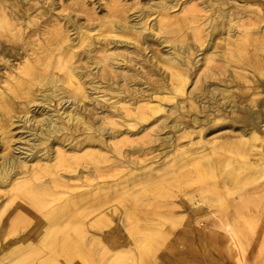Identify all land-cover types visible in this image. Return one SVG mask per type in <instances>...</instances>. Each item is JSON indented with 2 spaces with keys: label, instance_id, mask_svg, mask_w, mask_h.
I'll use <instances>...</instances> for the list:
<instances>
[{
  "label": "bare ground",
  "instance_id": "obj_1",
  "mask_svg": "<svg viewBox=\"0 0 264 264\" xmlns=\"http://www.w3.org/2000/svg\"><path fill=\"white\" fill-rule=\"evenodd\" d=\"M2 1L8 3L6 0ZM21 1L29 0H16L17 5L10 6L11 11L0 12V26L8 25V34L12 37L17 35L11 31L17 24H20L18 29L26 24L24 23L25 11L21 9ZM35 1L40 2L42 0ZM109 1L116 4L119 0ZM178 1H181V3L176 14L178 15L179 12L182 14L171 18L174 15L171 16L167 11L174 10L175 3ZM242 1L145 0L142 5L136 6L137 8L135 9H137L138 13L134 14L135 16L130 19L125 17L124 6L121 10V7H116L117 5L113 7L114 4L112 3L111 6L113 8L109 9V6H105L108 14L106 13L98 22L94 20L96 23L92 21V24L84 25L87 26L84 30H77L78 21L72 15L69 16V19L74 21L72 29L76 30V35L72 37L71 34L68 37L56 35L54 42L56 41L57 43H54L56 45L51 48L47 47L41 51L31 50L29 52L27 47L16 44L14 47L10 46L12 39H2L0 41V64H3L1 65L2 70L0 67V83H4L1 87L3 89L0 91V107L4 109L0 115V197L4 196V200L6 199L5 202L2 200L3 203L0 204V226L3 223V215L7 208L12 204H16L17 198L24 202H19L18 206H32L36 212L44 213L46 215L44 221L47 220L43 229L34 235L32 232L27 231L13 235L12 246L0 254V264H41L45 262L61 264V257H65L70 261L76 254V257L79 256L81 262L83 259L88 260L89 258L90 260L94 255H90L91 257L87 258L84 255L88 251L83 254L82 251L85 249H81V255L85 258L81 257L79 251L82 246L79 248L77 244L80 242L79 240L77 241L79 237L81 239L87 237V232L82 230L85 226L83 227L82 224L81 227L83 228L81 229L80 225H75V223L81 222V219L77 222L74 219L76 215H72L73 218L61 221L60 217L55 218V215H50L54 218L48 217L49 213H52L59 206L65 204L67 200L71 199L67 195L66 199H63L62 194H66L68 190V194L75 190L80 192L89 189L92 192L95 189L113 190L119 188L118 184L123 183L119 180L114 181L115 179L110 182V177L119 175L122 178L131 170L130 173L132 175H141L143 154L157 152L156 155H153L157 162V171L155 172L158 173V177L155 178L157 181L169 178L172 172L175 171L172 169L168 172L170 166L168 162L173 160L176 155L181 157V161L182 158H189L192 165L199 163L202 165L204 162H201L203 161L201 159L207 157L206 160L210 159L208 170L199 165V171L196 170V174L197 172L200 173L199 178H203L206 181L208 177L205 178V176H210L215 172L213 163L218 164L216 157L224 154L222 153L223 150H233L234 157L235 155L242 157L254 145L264 147V121H257L259 118L262 119L264 117V83H262V79H264V26H260V23L256 21L258 19L264 22V16L251 11L255 15V19L252 20L250 13L251 16H245L244 14L252 10V8L258 12L264 11V2L260 0L252 2ZM43 2L49 4V6L55 7L56 5L55 0H43ZM117 4L121 5L122 2ZM136 5H138V2ZM125 6L127 5L125 4ZM30 8L28 7L27 9ZM152 10H156L158 13L149 24L150 11ZM130 11L132 12L133 10ZM6 13L10 15L6 16ZM38 13L47 14L46 9L43 7L38 10ZM71 14L73 13L71 12ZM84 26L82 25V27ZM4 42L11 43L5 45ZM122 42L125 45H120ZM152 43L166 48L163 50L160 48L161 51L159 52L161 53L149 52L150 55L148 56L146 50H151L150 46ZM126 44H135L134 49H128ZM250 50L260 57L258 61H254L257 66L245 61L247 58H249L248 60L257 59V57L251 58L249 55ZM18 58L20 60L15 63V59ZM218 58L221 59L219 61L221 63L215 64ZM125 68L126 73H124ZM219 74H224V77H220ZM140 84L145 86L141 87L139 86ZM191 84L192 86L189 89ZM91 88L93 92L90 93L88 90H91ZM94 93L95 96H90V94ZM66 102H69V104L64 105ZM238 122L242 123L237 124ZM226 127L230 128V130L240 131L241 136L229 140H226V136L224 137L225 140L222 139V136L217 138L216 134L212 138L208 137L210 133L223 128L226 129ZM226 130L228 131V129ZM194 134L196 136L193 138ZM226 135L230 134L227 133ZM231 136L233 135L231 134ZM204 137L205 139L202 140ZM185 138H188L187 141L192 138L189 142L192 147L193 143H199L196 145V147L200 145L199 148L197 147L199 150H193L192 148L193 151L191 153L189 144L185 146L182 141ZM105 149L107 150L105 151ZM186 153L188 154L185 157ZM261 157L264 156H257V159ZM244 158H247V156H244ZM175 159L177 158L175 157ZM108 160H110L109 165L99 164ZM241 160L244 162L243 159ZM223 162H226V164L230 163L229 160H224ZM192 165L190 164V166ZM235 165L238 167L237 164ZM111 166H113L111 168L112 171L109 172L108 169L106 171L105 168ZM219 171L217 173L218 177L224 174H219ZM249 172L251 171L249 170ZM154 175H150L148 179L151 181ZM234 177L236 178V175ZM262 177H264V165L260 167L258 175L251 181L262 179ZM189 178L191 180V177ZM130 179L132 178L130 177ZM130 179L128 178L127 181ZM195 179L194 181L197 182L198 179ZM141 180L143 181L142 178ZM141 180L135 183L136 186L142 182ZM177 180L179 179L177 178ZM108 182L110 183L108 184ZM224 182L226 180L223 181V185H225ZM197 183L199 184V182ZM213 183H215V180ZM255 183L254 189H256ZM210 184L212 183L210 182ZM205 185L208 186V182ZM242 185L241 183L240 186ZM61 186H65L66 190L60 189L59 187ZM133 186H131V189ZM164 186L168 188L166 185ZM121 188H124V186H121ZM128 189L125 187L123 192H128ZM237 189H243V187L236 188L235 186L234 192L228 191V193L241 195ZM262 190L264 189L260 191ZM117 191H113V196L116 197L117 201H112V195L107 196V191L105 196L103 195L104 197L99 198L102 208L97 212H93L94 214L91 213L93 214L92 216L87 215L85 217L86 219L91 216L87 218L89 224L102 226L109 232L112 231L110 225L113 222L116 228L124 226L123 215H126V213L123 208V202L120 200V197H123V195L120 196L123 192L122 190ZM241 191L243 192V190ZM98 192L95 191L94 193ZM250 192L249 190V197L255 194L254 192L250 195ZM262 192H257L258 196L261 195L260 198L264 195ZM217 193H220V191ZM217 193H215V196ZM234 195L231 198H234ZM222 197L220 196L219 199L221 200ZM239 197L238 199L241 200L242 195ZM253 198L255 201L254 196ZM85 199L87 200V198ZM238 199L236 198L235 201ZM74 200L69 201V203L72 202L73 205ZM248 200L246 199L244 203L249 202ZM260 201L261 199L259 200L258 197L256 203H252L258 205ZM133 202L135 203V201ZM85 204L88 205V202ZM92 204L93 202L88 206L91 207L90 205ZM95 204L98 205V202ZM231 204L230 207L233 208L236 206L241 209L245 206L234 204L231 206ZM74 205L76 204L74 203ZM84 207L82 206V208ZM94 207L97 208L96 206ZM94 207L92 205L91 210L86 208V212L88 210L90 212L94 211ZM65 208L67 209L68 207ZM73 208L76 210L82 209L81 207L77 209L75 206ZM27 211L24 213H27ZM57 211L59 212L61 209L59 210L58 208ZM81 211L83 210H80V214ZM131 211L133 212L134 210ZM136 211L138 210L135 209V213ZM239 211L238 213H240ZM246 216H249V214ZM15 220L18 219L15 218ZM165 220L167 221V218ZM254 220L256 219L254 218ZM168 222L170 223V221ZM131 224V226H126L125 228L127 231L125 230L126 233L125 235L123 234L125 236L124 239L128 243H136L135 246L138 248L139 256L141 254L147 255H141L139 259L135 258L134 251L129 248L130 245L127 247L121 241L110 240L109 232L106 235L107 233L105 234L97 228L91 231L90 235L92 238H89L99 243L96 252L102 261L107 259L109 264L153 263V261H146L145 259L148 255L153 257L155 254L152 250H149L150 248L152 249L153 239L155 238L152 233L153 229L141 227L138 221H133ZM131 236H134L136 240H133L134 238L132 239ZM187 236L185 239L188 238ZM31 237L34 239L31 240ZM232 239H234V235ZM253 240L244 242V245L248 246L251 242L249 247L256 249L259 242ZM213 242H216V240ZM213 242L212 245H214ZM88 243L90 244V242ZM235 243L240 258L245 264L250 256L247 255L246 249L237 244V241ZM224 245L226 244L224 243ZM154 247L158 248L155 245ZM89 249L92 248L90 247ZM192 250L195 249L192 248ZM261 252V254H255V257H257L255 260L264 263V250ZM106 255L107 258L105 257ZM168 259L169 257L162 254L154 262L155 264L175 263L174 260L170 262ZM96 262L98 263L99 261L96 260L93 264ZM176 262L178 264L186 263L179 260ZM103 263L106 264L105 261Z\"/></svg>",
  "mask_w": 264,
  "mask_h": 264
},
{
  "label": "rangeland",
  "instance_id": "obj_2",
  "mask_svg": "<svg viewBox=\"0 0 264 264\" xmlns=\"http://www.w3.org/2000/svg\"><path fill=\"white\" fill-rule=\"evenodd\" d=\"M6 1L8 3L0 0V12H6V11L9 12V11H11L10 6L17 5L16 0H6ZM98 1L99 0H55V4H56V5L54 4L55 7L54 6H49V4L44 3L43 0L40 1V2H36L35 0L21 1V5H22L21 9L25 11V15H24L25 22L24 23H26V24H24L22 26V28H20V29H18L19 26H20V24H17L11 30V31L14 32V33L12 32L13 34H17L14 37H12V36H10L8 34V31H9V29L7 28V27H9L8 25L0 26V29L2 30L0 32V41L2 39H5V40H11L12 39V41H11L12 43L11 42H4L5 45L11 43L10 46H12V47H14L15 44L18 45V46L27 47V48H29V52H31V50L41 51L42 49H45L47 47H50L51 48L52 46H55L56 45V44H54V43H57L56 41L54 42V38L56 37V35L57 36H65V37H68V35H70V34H71V37L76 35V30L72 29V26L74 25V21L71 20V19H69V16H71V15L74 17V19L76 21H78V23H77V26H78L77 30H84V29L87 28V26L89 24H92V21H93V23H96V22H98L100 20V18L104 17V15H106V13L108 14V10L105 8V6H107V7L109 6L108 7L109 9L110 8H113L115 5H117L116 7H119V8L121 7V10L124 8L123 11H125V17H127L128 19H130V18H133L136 15V13H138L137 12V9H135V8H137L139 6V4L142 5V3L145 0H138V1L137 0H119L117 3L122 2L121 5L120 4H117V3L115 4V3H113V2H111L109 0H100L99 2ZM131 1L134 2V3H132ZM240 1H242V0H240ZM244 1L245 2L246 1L252 2L254 0H243L242 2H244ZM256 1H259V0H256ZM260 1L264 2V0H260ZM109 2L111 3L110 5H109ZM137 2H138V5H136ZM112 3L114 4L113 7L111 6ZM124 3L127 6H125ZM180 3H181V1L176 2L175 3L176 5L173 8L174 10L167 11L168 14H170L171 16L174 15L171 18H174L175 16H179V15L182 14L181 12H179L180 14L178 13V15L176 14L177 13L178 6L180 5ZM18 5H19V3H18ZM128 5H129V8H128ZM28 7H31V8L30 9H27ZM42 7L46 9L47 14L44 15V14L38 13V10L40 8H42ZM129 9L130 10H133V11L131 12ZM134 10H136V11H134ZM164 10L166 11V9H164ZM68 11H70V12L68 13ZM251 11L253 13H255V14L260 13V16H264V11L258 12L256 10H254V8H252V10L248 11L247 13H244L245 16H251L252 15V18H251L252 20L255 19V15L252 14ZM71 12L73 14H71ZM160 12H161V10H160ZM157 13H158V11H156V10L150 11V15L151 16L149 17L150 18L149 19V24L154 20V18L156 17ZM6 14H7L6 16H9L10 15L9 13H6ZM90 17H91V19H90ZM94 20L96 22H94ZM256 21H258L260 23L259 24L260 26H264V22H261L258 19ZM78 24H80V25H78ZM82 25L83 26L84 25H87V26L82 27ZM51 27H52V29H51ZM54 27L55 28L57 27V28L55 29ZM19 30H21V31H19ZM50 38H52V39H50ZM76 41H77V38H76ZM76 41H75V43H76ZM31 44H32V46H31ZM48 44H49V46H48ZM120 45H125V43L122 42ZM126 45L128 46V49H134V46H135V44H133V45L132 44H126ZM160 48L163 50L166 47L162 48L161 45H158L156 43H152L151 46H150V49L151 50L150 51H148V49L146 50L147 51V55L149 56L152 51L153 52H156V53H161V52H159V51H161ZM155 49H157V50H155ZM249 49H250V47H249ZM250 51L251 52H250L249 55L251 56V58L252 57H255V58L257 57V59L252 58L253 60H248L249 58H247L245 61L247 63L251 64V65L257 66L256 64H254V61H258L260 59V57L259 56H256L252 50H250ZM128 55H130V54H128ZM19 60H20L19 58L18 59H15L14 62L16 63ZM219 61H221V59L218 58V60H216L215 64L216 63L217 64L221 63ZM1 65H3V64H0V67H1ZM124 65H123V67H124ZM138 67H139V65H138ZM2 69L3 68L1 67V70ZM124 70H125V72H124ZM124 70H122V71L124 73H126V68ZM129 73H130V71H129ZM219 76L223 78L224 77V74H219ZM1 83H0V91H2L3 88H1V87L4 84L3 82H1ZM262 83H264V79H262ZM139 86L143 87L145 85L144 84L143 85L140 84ZM191 86H192V84L189 86V89H190ZM88 91L91 93V92H93V89L91 88V90H88ZM90 96H92V97L95 96V93L94 94H90ZM95 102H97V101H95ZM67 104H69V102H66L64 105H67ZM3 111H4V109L2 107H0V115H1V113ZM261 120L264 121V117H262V119L259 118L257 121L259 122ZM244 121H246V120H244ZM241 123L242 122H238L237 124H241ZM223 129H220V130H217L216 132L214 131V132L210 133L208 135V137L209 138H212L216 134L217 138H221V136H222V139L223 140H225V138H226V140H229L231 138H237V137H240L241 136V133L238 130H236V131H238V132H236L235 129H232L231 128L232 130H230V128H227V127H226V129H228V131L225 128H223ZM221 131H222V133H221ZM235 132H236V134H235ZM227 133L230 134V135H226ZM221 134H223V135H221ZM231 134L233 136H231ZM195 136L196 135L194 134L193 135V138ZM204 139H205V137L202 140H204ZM187 140H188V138H185L184 140H182L185 143V146H186V144L187 145L189 144V142H190V140H192V138L189 139V141H187ZM198 144L199 143H197V144L196 143H193L192 144L193 147L191 146V144L188 145L189 146V150L191 149L190 150L191 153H192L193 150H197V151L199 150L198 148L200 147V145H199V147L197 146L198 148L196 147V145H198ZM253 147H255V149H253ZM192 148H193V150H192ZM106 150L107 149H105V151ZM248 150L249 151H247L246 154L244 155L245 157L247 156V158H244V156L240 157V155H235V157H234V151L233 150H230V151L229 150H223L222 153H224V154H220L219 156H217L216 157L217 159L215 158L216 161L218 162V164L213 163V166L215 165V167H214V171L215 172H213L212 175H210V176L209 175H206L205 178L208 177L207 178L208 180H206V181H204L203 178H199L200 177L199 176L200 173L197 172V174H196V170L199 171L198 170V165L200 167L204 168L205 170H208V167L210 165V163H209V160L210 159H207L206 160L207 157L206 158L203 157L201 159L203 161L200 160L201 162H204V163H202L203 166L201 165V163H199L197 165L196 164H193L195 166L194 167L192 165L191 160H189V158H182V161H181V157H178L176 155L175 157L177 159H175V157H174L173 160H171V161L169 160V162H168V164L170 163V166H172V167L169 166L168 172H170L172 169L175 170V171L172 172V175L169 178H166V179L161 180V181H157V179H155V178L158 177V173H155L157 171L156 170L157 162L155 161L156 158L155 157L153 158V155H156L157 152H154L152 154H143L142 155V156H144L143 157V162H142L143 164H142V168L140 170L141 173H142L141 175H136V174L135 175H132L130 173L132 171L131 170V171H128V173H126V175L124 177H122V178H121V176L119 177V175H115L114 176L115 178L114 177H110L111 178L110 182H113L112 180L115 179L114 181H118L119 180V181H122L123 184L120 183V184H118L119 188H116V189H113V190L112 189H108V190H106L107 192L104 189H99V190H96L95 189V190H93L94 192L95 191L96 192L100 191V192H98V193L95 194L94 192H92L91 189L85 190V191L82 189L83 190L82 192H80L79 190H77V191L75 190V191H71V194H68V191H69L68 190L67 193L66 194H62V196H63V199L64 200L66 199V195L69 196L72 200L75 199L73 201V205H72V202L69 203V201H72L71 199H69V200L66 201L65 204L61 205L62 207L61 206L58 207L59 210L61 209V211L58 212L57 211L58 208H57L52 213L50 212L48 217H51V216L55 215L54 216L55 218H59L60 217L59 219L61 221H65V220H69V219L73 218L72 215H74V216L76 215L75 217H77V216L78 217L77 218L74 217V219L77 220V222L80 221V219H81V222L75 223V225L77 224L76 226L80 225L79 227H81V225L83 224V227L85 226V228L82 229L83 227H81V229L87 232V237L88 238L91 237V235H90L91 234V231L92 230L94 231L97 228H98V230L100 229V231H103V233H105V234L107 233L106 235H108V232L109 231H107V229L103 228L102 226H98L96 224H89V222L87 221V218L88 217L90 218L94 214L93 212H97L99 209L102 208L101 205H100L101 202L99 201V198L102 197L103 195L105 196V192H106L107 196L108 195L109 196L112 195V201L113 200H116L117 201L116 197L113 196V193H114L113 191L118 190L117 192H119V191L122 190V192H123L124 188L126 187V188H129L127 190L128 192H125L124 191L123 194L120 195V196L123 195L122 198L119 196L120 197V200L123 202V205H124L123 208H124L125 213H126V215L125 214L123 215L124 216V221L123 222H124V226L125 227L124 226H120V228H116V227H114V225H113L114 222H113L110 225L112 227V231H111L112 233L109 232V236H110V240L117 241V242H120L121 241V243H124V245L125 246L127 245V247L130 245L129 248L132 249V251H134L133 254H134V257L135 258L139 259L141 255H147V254H141L139 256L140 253L138 252V248L135 246L136 243L135 242H129L128 243V241L124 239V237H125L124 235H125V233L127 231L125 229L126 226L127 227L128 226H131L132 225L131 223L133 221H138L141 224V227L148 228V229H153V232L152 233L155 236V238L157 237V239H155L154 236L151 234V236L154 239H153L152 249L150 248L149 250H152V252L155 253L154 256L151 257L150 255H148L147 258H145L146 261H153L154 264H155L154 261H156L157 257H161L162 254L163 255H166V257H169L168 260L170 262H172L173 260L175 261V263L172 262L171 264H178L176 262L178 260L179 261H185L186 262V263L184 262L185 264H195V263L196 264H223V263L224 264H243V261L240 258V255H239V253H238V251L236 249V246H237L236 243H235L236 241H237V244H239L241 247H243V249H246L247 250L246 253H247L248 256H250L249 260H247V262H245V264H258V263L259 264H264V263H262L259 260H255L257 258L255 256L257 254H261L262 253L261 251L264 250V195H262V197L260 198L261 195L258 196V194H257V192L259 193V192L264 191V190L260 191L261 189H264V187H262V186H264V177H262V179L259 178V179H256L255 181H251L254 177H256L258 175V171H259L260 167H262V165H264V157L259 158L260 160L257 159V156H261V155L264 156V147H258L256 145H254L251 148H249ZM104 154H106V153H104ZM187 154L188 153L185 154V157L187 156ZM228 155L231 157V159H230V157ZM179 159H180V161H179ZM240 159H243L244 162H242V160L240 161ZM144 160H146V162H144ZM175 160H177L179 162H177ZM224 160H229L230 163L229 164L228 163L226 164V162H223ZM239 161H240L241 164L243 163L242 164L243 167L239 163ZM183 162H184V166H183ZM250 162H251V164H249ZM174 163H175L176 166L174 165ZM177 163H178L179 167H178ZM238 163H239V165H238ZM99 164H105V165L107 164V165H109L110 164V160H108V161H102ZM190 164L192 166H190ZM235 164H237L238 167H236ZM150 165L151 166L153 165V166L151 167ZM182 166H183V168L181 169ZM112 167L113 166L107 167L105 169H106V171L108 169V171L111 172L112 171L111 170ZM217 169H218V171L221 170V171H219L220 172L219 174L224 173V174H222L223 176L220 175V177H218V174H217L218 171H217ZM223 169L224 170L226 169V170L224 171ZM249 170L251 172H249ZM186 171H187V173H186ZM191 171H193V172H191ZM229 171H231V172H229ZM233 171H235V172H233ZM239 172H240V174L242 173L243 175L242 174L241 175L238 174ZM248 172H249L250 175L248 174ZM252 172H254L256 175L254 173H253L254 174L253 175ZM245 173H247V174H245ZM152 174H155V175L153 176V179H151V181H150L148 178H150V175H152ZM187 174H189V175H187ZM235 175H236V178L234 177ZM244 175H245V177H244ZM134 176H136L137 178L135 177V179H134ZM241 176H243V177H241ZM130 177L132 179H130ZM183 177H184V179H182ZM189 177H191V180H190ZM128 178L130 179L129 181H127ZM141 178L143 179V181L141 180ZM177 178L179 180H177ZM195 178L198 179L197 182H199V184L196 181H194ZM220 178H221V180H220ZM123 179H124V181H123ZM186 179H187V183H186ZM197 179H195V180H197ZM233 179H235V180H233ZM246 179H248V180H246ZM140 180L142 182L139 183V184H137V186H136L135 183H137ZM202 180H203V182H202ZM214 180H215V183H213ZM224 180H226V182H224V184L226 186L223 185V181ZM110 182H108V184ZM178 182L180 183V185H179ZM207 182H208V186L205 185V184H207ZM210 182L212 184H210ZM244 182H245V185H244ZM158 183H159L160 186L158 185ZM188 183H190V184H188ZM241 183L243 184L242 186H240ZM254 183L256 185L255 186L256 189H254V187H253L254 186ZM63 184H65V182H63ZM174 184H175V186H174ZM201 184H202V186H201ZM120 185L122 187L124 186V188H121ZM164 185H166L168 188H166ZM131 186H133L132 189H131ZM203 186H204V188H203ZM235 186H236V188L237 187H239V188L240 187H243V189H237L241 193L242 197H241V195H236L235 193H232L233 195L235 194L234 195V198L235 199L234 198H231L233 195L232 194H229L228 191H231V192L233 191L234 192V187ZM162 187H163V189H161ZM187 187H189V188H187ZM59 188L62 189V190H66V187L65 186L64 187L61 186ZM54 190H55V188H54ZM241 190H243V192ZM249 190L251 191L250 192V195L255 192V194L254 195H251V197H249ZM144 191H146V192H144ZM158 191H160V192H158ZM216 191L217 192L220 191V193H217ZM163 193H165V194H163ZM215 193H217L216 196H215ZM79 194H80V196H79ZM81 194H83V195H81ZM218 194H221V195H218ZM262 194H264V192H262ZM159 195H160V197H158ZM161 195H163V196H161ZM140 196H142V197H140ZM220 196L221 197L223 196L221 200L219 199ZM239 196L241 197V200L238 199ZM253 196L256 199L255 201H254V198L252 199ZM77 197H78V199H77ZM90 197H91V199H90ZM124 197H126V198H124ZM194 197H195V199H194ZM258 197H259V200L261 199L260 204H258V205L255 204L254 205V203H256ZM4 198H5L4 196L0 197V204L3 203L2 200H4ZM85 198H87V200ZM197 198L200 200V202H199V200ZM227 198L229 200L230 199L231 200L229 201ZM236 198L238 199L237 201H235ZM84 199H85V201H84ZM154 199H156V200H154ZM202 199H203V201H202ZM246 199L247 200L249 199L248 200L249 202L244 203V201ZM123 200H125V201H123ZM141 200H143V201H141ZM214 200H215L216 203L215 202L213 203ZM5 201H6V199L4 200V202ZM95 201L98 202V205L95 204L96 203ZM133 201H135V203ZM159 201H160V203H159ZM231 201L232 202H235V203H232ZM16 202H17L16 204H12L11 206H9L7 208V210H6V212L3 215V217H4L3 218V223L0 226V254L2 252H5L8 248H10V246H12L13 242H11V241H12V236L13 235H15V234L17 235L18 233H21L23 231L32 232L33 235H34L39 230H42L43 227H44V225L47 222V220L44 221V219H46V217H45L46 215L44 213H39L38 211L36 212V210L33 209V207L32 206H29V205L28 206H18L19 205L18 204L19 202H23L21 200H18V198H17ZM87 202H88V205L93 202V204H92L93 207L96 206L97 208L94 207V211L92 210L90 212V210L92 209L91 208L92 205H90L91 207H89L87 204H85ZM152 202H153V204H151ZM252 202H254V203H252ZM74 203L76 205H74ZM80 203H83V204H80ZM70 204H71V206H70ZM230 204H231V206L233 204L234 205H240V206L241 205H245V206L242 207L243 209L242 208L240 209V208H238L236 206H235V208L230 207ZM64 205H68V206H64ZM156 205H157V207H156ZM74 206L77 207V209H80V207L82 208V206H85V207L82 208V209H80V210H83V211H81V214H80V210H76L75 208H73ZM128 206H129V208H128ZM153 206H154V208H152ZM65 207H68L69 209L67 208L68 209L67 210ZM70 207H71V209H70ZM86 208H88L90 210L87 209L88 211L86 212ZM134 208L136 210H138V211H136L137 214L135 213V209ZM130 209L131 210H134V211L132 212ZM239 209H240V211H239ZM25 210L26 211L28 210L27 213H24V212H26ZM69 210H71V211L69 212ZM84 210H85V212H84ZM72 211H75V212H72ZM127 211H128V213H127ZM142 211L143 212L145 211V212L143 213ZM238 211L240 213H238ZM91 213H93V214H91ZM225 213H226V215H225ZM62 214H63V216H62ZM248 214H249V216H246ZM87 215H91V216H88L85 219V217ZM130 216H131V219H130ZM175 216H177V217H175ZM54 217H51V218H54ZM163 217H164V220H163ZM253 217L256 220H254ZM15 218L18 219V220H15ZM166 218H167V221L165 220ZM216 220H217V222H216ZM243 220H244V223H243ZM168 221H170V223ZM153 222H154V224H153ZM157 222L160 223V224H158ZM219 222L221 223V225H220ZM211 224H212V226H211ZM175 225H176L177 228L175 227ZM215 225H217V226L215 227ZM246 226H248L249 228L246 227ZM246 228H248V229H246ZM223 229H225V230H223ZM117 230L119 231L118 232L119 234L117 233ZM105 231H107V232H105ZM120 231H122V232H120ZM246 231L248 232V234H247ZM86 232H84V233L86 234ZM231 232H232V235H231ZM244 232L246 233V235H244L245 234ZM159 233H160V235H159ZM227 233H228V235H227ZM177 234H179V235H177ZM114 235H115V237H114ZM185 235L186 236L188 235L187 236L188 238L185 239V237H186ZM233 235H234V239L235 240L232 239V236ZM96 236H98V235H96ZM134 236H135V234H134ZM134 236H131V238L132 239L134 238L133 240H136V238H135L136 236L135 237ZM87 237L86 238H82V239H81V237H79L77 239V241L78 240L80 241L78 243L76 242L78 244L79 248L82 246V248H80L79 253L81 255L82 252L84 254V253H86L88 251L86 253L87 255L85 254L84 256L85 257L87 256V258H88V257H91L92 255H94V256H92V258L95 257L96 259L95 258H93V259L90 258V260H89V258H88V260H89L88 261V260H85V259L81 258V259H83V261L81 262L79 256L76 257V255H77L76 254L74 256L75 258L73 257L72 260H70V261H68V259H66L65 257H61L60 258V263L61 264H81V263L82 264L83 263L84 264H93L96 260L99 261L100 264H104L103 261H105V263H106V261H108L107 259L102 261V259L99 258L100 256L97 255V252L96 251H97V249L99 247V243L97 241H95L96 242L95 243L94 240L91 239L92 237L89 238L91 241ZM140 237H142V235H140ZM178 238H180V239H178ZM205 238H206L207 241L205 240ZM239 238H240V240H239ZM30 239L32 240L34 238L31 237ZM85 239H87L88 241L85 240ZM253 239H255V240H253ZM82 240H83V242H82ZM154 240H155V242H154ZM215 240H216V242H213ZM249 240H253V241H256V242L258 241L259 242V245L256 247V249L255 248L251 249L249 247V245H250L251 242L248 244V246H245L244 245L245 244L244 242L249 241ZM173 241H174V243H173ZM229 241H232V242H229ZM18 242H20V241H18ZM18 242H16V243H18ZM88 242H90V244ZM212 242H213L214 245H212ZM224 243L226 245H224ZM131 245H133L134 247L131 246ZM154 245L156 247L158 246V248H155ZM89 246L92 249H89L90 248ZM159 246H160V248H159ZM93 247H95V248H93ZM226 247H228V248H226ZM192 248L195 249V250H192ZM81 249L82 250L85 249V250L82 251ZM219 249H222V250L219 251ZM224 249H226V250H224ZM93 250H95L94 253H96V254L92 253ZM135 251H136V253H135ZM79 253H78V255H79ZM205 254H206V256H204ZM84 256L81 255V257H84ZM105 257L107 258V255ZM174 257H177V258H174ZM221 257H222V260H221ZM0 258H1V256H0ZM184 258H185V260H184ZM64 259H65V261H64ZM207 260H208V262H207ZM87 261H88V263H86ZM99 262L98 263L96 262L95 264H99ZM41 264H50V263L45 262V263H41ZM106 264H109V261Z\"/></svg>",
  "mask_w": 264,
  "mask_h": 264
}]
</instances>
